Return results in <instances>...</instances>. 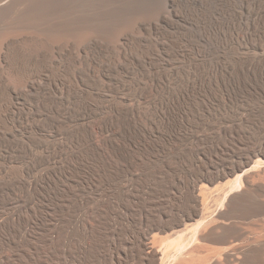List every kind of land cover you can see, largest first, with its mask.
<instances>
[{
    "label": "bare ground",
    "instance_id": "bare-ground-1",
    "mask_svg": "<svg viewBox=\"0 0 264 264\" xmlns=\"http://www.w3.org/2000/svg\"><path fill=\"white\" fill-rule=\"evenodd\" d=\"M0 264H264V0H0Z\"/></svg>",
    "mask_w": 264,
    "mask_h": 264
},
{
    "label": "rangeland",
    "instance_id": "rangeland-1",
    "mask_svg": "<svg viewBox=\"0 0 264 264\" xmlns=\"http://www.w3.org/2000/svg\"><path fill=\"white\" fill-rule=\"evenodd\" d=\"M66 13V14H65ZM63 30L65 31L66 29V27H67V23H68V16L70 17V14H71V12L68 10V8L67 7H63ZM69 14V15H68ZM67 16V17H66ZM65 21V22H64ZM65 23V24H64ZM63 31V32H64Z\"/></svg>",
    "mask_w": 264,
    "mask_h": 264
}]
</instances>
